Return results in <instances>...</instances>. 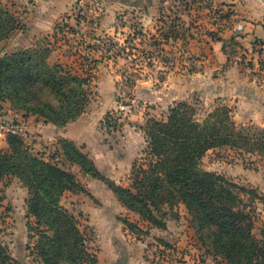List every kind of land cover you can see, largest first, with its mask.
<instances>
[{"label":"rangeland","instance_id":"1","mask_svg":"<svg viewBox=\"0 0 264 264\" xmlns=\"http://www.w3.org/2000/svg\"><path fill=\"white\" fill-rule=\"evenodd\" d=\"M227 1L0 0L2 17L8 19L5 14L9 13L20 21V27L9 30L0 41V56L28 49L47 54L48 48V63L63 65L72 75L88 76L91 93L84 111L64 125H54L23 106L31 104L1 93L0 117L22 126L16 135L31 153L73 173L80 184L94 190V195L86 188L63 193L59 205L68 216H76L90 228L86 218L78 217L79 212L113 208L138 225L140 231L135 233L146 245V259L154 264H235L238 260L229 257L227 248L208 229L201 228L181 200L155 210L161 226L141 215L136 219L102 180L68 158L62 142L75 143L99 174L129 187L134 164L147 166L151 160L141 125L149 118L166 119L170 107L179 101L195 105L199 116L228 106L239 127L264 129V121L245 118L249 108L240 107L235 96L219 93L230 82L218 77L229 76L232 65L243 72L253 63L240 39L243 35L233 17L234 4ZM31 19L42 35L30 34ZM40 95L53 100L42 91ZM49 124L62 131L67 127V135H59ZM8 139V134L0 138L1 151H9ZM201 166L228 183L237 195L234 209L248 213L255 239H264V154L219 146L206 152ZM30 197L28 187L16 175L1 178L0 244L11 255V264H46L38 245H45L42 237L54 235V230L48 227V216L38 224L30 215ZM66 227L61 235L67 246L57 249V243L49 241L50 257L59 264H86L79 249L71 246L72 232ZM90 250H85L86 257L93 260L97 249Z\"/></svg>","mask_w":264,"mask_h":264},{"label":"trees","instance_id":"2","mask_svg":"<svg viewBox=\"0 0 264 264\" xmlns=\"http://www.w3.org/2000/svg\"><path fill=\"white\" fill-rule=\"evenodd\" d=\"M5 16L8 19L0 13V41L8 36L9 30L20 27L17 17L9 13ZM45 49L47 54L28 49L0 56V93L31 104L23 106L60 126L74 120L89 103V77L72 75L60 64H49L50 50ZM41 91L51 95L53 100L41 98ZM141 129L148 142L151 160L147 166L134 164L132 186L129 187L99 174L87 154L72 141L64 140L62 145L72 162L104 181L127 208L143 218L161 226L155 210H161L164 203L181 200L199 220L201 228L208 229L227 248L229 257L241 261H234L235 264H264V239H255L251 216L242 209H234L237 195L226 185L228 183L201 166L206 152L219 146L229 145L240 151L264 154V129L252 131L247 126L239 127L232 109L224 105L199 116L197 107L188 101L171 106L166 119H147ZM8 136L9 151L0 150V180L7 174L16 175L31 194L28 200L30 215L37 218L38 224L48 216V227L54 230V235L42 237L45 245H38L42 260L46 264H59L50 257L52 250L47 244L52 241L57 243V249L66 247V238L61 232L64 225H68L65 229L72 232L69 242L79 249L81 260L96 264L97 253L91 245L92 230L76 216H68L59 205L63 193L85 190V187L73 173L31 153L18 135L10 133ZM78 217L86 218L83 212H79ZM123 221L132 231H140L132 221ZM90 248L95 252L93 260L87 259ZM11 260V255L0 244V264H11Z\"/></svg>","mask_w":264,"mask_h":264},{"label":"crops","instance_id":"3","mask_svg":"<svg viewBox=\"0 0 264 264\" xmlns=\"http://www.w3.org/2000/svg\"><path fill=\"white\" fill-rule=\"evenodd\" d=\"M227 2L234 4V20L237 27L242 25L239 32L243 37L241 36L240 39L245 42V48H247L245 53L253 63L246 66L243 72L237 65H232L228 71L229 76L218 77L217 80L227 79L230 82V85L224 91L221 88L219 93L235 96L240 107H248L246 119L264 121V64L262 63L264 59V0H228ZM35 22L32 19L29 22L30 34L42 35L44 32L40 33L34 28ZM257 39H261L263 43L260 44ZM258 48L263 50L258 51ZM216 53L221 60L219 52ZM48 126L53 131L57 130L59 135H67L65 132L67 127H63L62 131L60 127L58 129L54 125ZM5 142L7 144V141ZM102 182L111 194L116 196L113 190L104 181ZM84 186L94 195L91 186L85 184ZM126 209L133 212L136 219L140 218L139 214L136 215L137 213L127 207ZM83 213L93 232L91 245L97 249L96 264H154L145 257L146 245L143 240L124 223L125 215H117V211L113 208H95L88 212L83 210ZM127 219L133 222L130 218Z\"/></svg>","mask_w":264,"mask_h":264},{"label":"built area","instance_id":"4","mask_svg":"<svg viewBox=\"0 0 264 264\" xmlns=\"http://www.w3.org/2000/svg\"><path fill=\"white\" fill-rule=\"evenodd\" d=\"M239 29H242V25H239ZM20 131H22V126L19 123H9L6 119L0 117V138L9 133L17 134Z\"/></svg>","mask_w":264,"mask_h":264}]
</instances>
